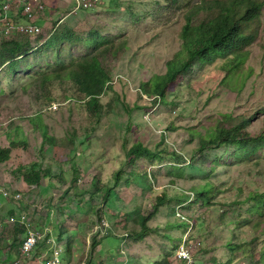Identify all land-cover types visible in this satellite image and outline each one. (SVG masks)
Returning <instances> with one entry per match:
<instances>
[{"label":"rangeland","instance_id":"374dc122","mask_svg":"<svg viewBox=\"0 0 264 264\" xmlns=\"http://www.w3.org/2000/svg\"><path fill=\"white\" fill-rule=\"evenodd\" d=\"M45 1L37 20L42 31L32 40L36 51L23 57L16 70L0 59V147H10L13 138L22 142L12 160L0 165V219L27 213L30 227L50 228L56 250L49 252H58L62 264H155L167 257L181 264L177 251L185 241L194 264H227L232 240L245 244L255 237V256L239 252L234 264L260 263L263 227L254 233L234 230V223L258 218L247 198L264 192V149L246 161L234 156L235 147L203 156L196 151L199 132L230 128L244 118L253 119L252 135L264 133V9L255 23L250 56L238 73L227 77L225 58L211 64L198 59L165 99L155 100L143 85L166 73L168 61L182 48L188 7L170 0H103L97 9L81 10L71 0ZM207 1L192 0L202 7L195 22L218 13L206 8ZM96 34L117 40L126 34L130 41L119 59L103 57L115 91L102 98V115L91 113L71 81H55L51 90L42 84L43 75L58 68L60 50L63 62L80 58L95 48L89 40ZM70 35L75 41H69ZM9 40L0 35V52ZM48 40L59 43L40 46ZM55 104L59 110L51 111ZM47 121L54 141H45ZM139 142L164 151L166 158L155 164L147 157L130 162L128 150ZM174 152L181 163L172 159ZM35 164L48 173L40 186L29 185L23 175ZM121 169L120 184L105 200ZM208 186L210 204L195 196ZM6 189L22 199L4 198L1 190ZM161 195L167 202L149 223L152 234L136 242L138 217L147 215ZM183 216L189 222H181ZM100 225H108L103 230L110 228V234L97 233ZM19 230L4 228L0 264H38L48 251L50 244L43 242L23 256L25 235Z\"/></svg>","mask_w":264,"mask_h":264},{"label":"trees","instance_id":"16d2710c","mask_svg":"<svg viewBox=\"0 0 264 264\" xmlns=\"http://www.w3.org/2000/svg\"><path fill=\"white\" fill-rule=\"evenodd\" d=\"M170 2L188 7L186 11L187 21L182 31L183 46L176 53L175 57L168 61L166 73L155 75L152 80L143 85V92L147 96L155 98V100L160 98L165 99L170 87L179 81L183 73L192 69L198 59H201L205 64H211L216 62L220 57L225 58L224 65L228 69L227 77L230 78L233 73H238V69L243 67L250 56L249 46L253 44L257 37L255 23L260 20L264 9V0H210L207 1L209 5H205L206 8L217 9L218 13L195 22V18L202 8L201 5L193 6L192 0H170ZM74 4L76 6L75 2ZM18 36L25 37L27 40L22 42L17 39ZM18 36H14L6 42L3 47L4 51L0 52L2 65L8 64L9 68L15 69L23 57L36 51L29 37L24 35ZM92 38L89 41L91 42V47L93 42L96 43L95 48L80 58L73 56L71 61L64 60L65 62H63L61 60L63 52L60 50L58 68L53 72L45 73L42 78V84L43 87L51 90L52 83L55 81L61 83L66 80L71 81L77 88V91L87 100L91 113L94 112L102 115L105 108L102 98L109 92L115 91L112 72L104 63L103 57L110 54L115 59H119L122 53L129 48L130 41L126 34H122L118 40L112 37L101 36L100 34H96ZM71 40L75 41L72 35L69 36V41ZM46 43H52L54 46V44H58L59 42L48 40L40 46L43 47ZM39 48L37 47V49ZM15 74H17L16 71ZM50 99L56 101L52 96H50ZM55 109L59 110V105L57 108L52 107L51 111ZM31 120L33 123L35 119L31 118ZM252 121L253 119L251 118H244L241 122L230 128L219 126L209 130L205 135L199 132V147L196 153L203 156L208 150L235 147L234 156H237L241 161H246L257 155L259 151L264 149V133L252 135L248 131V127L251 126ZM49 126L50 124L47 126L45 132V141H54L55 138L51 136L53 133L51 131L50 134ZM193 134H195V131ZM21 144L22 142L13 138L10 147H0V165L11 161L13 149H18ZM127 157L132 163H135L139 158L147 157L154 164L155 161L166 158L164 151H155L142 142L136 143L129 149ZM171 157L176 164L181 163L183 160L176 152L172 153ZM177 169L179 172L181 171L179 168ZM123 171L122 169L118 171L115 177V185L108 187L104 196L105 200L111 197L113 188L120 184ZM23 175L29 185L40 186L48 173L44 171L41 164H35L31 172L26 170ZM210 190L211 188L208 186L204 190H198L195 196L197 199L210 204L213 198L210 196ZM166 202V196L161 195L147 215H140L138 217L141 230L135 234L134 238L136 242H143L152 234L153 228L149 223L159 214L160 209L166 205ZM247 202L252 204L250 211L255 213L258 218L243 219L241 217L239 221L234 223V230L249 228L252 232L258 233L260 227H263L262 231L264 232V192L251 193L247 198ZM182 219L185 221L181 220V222H189L190 220L185 216ZM16 226L25 235L27 228L19 224ZM100 226L102 228H99L97 233L110 234V228L103 230V227L108 225ZM52 237V231L48 232L47 236L40 241V244L43 242L48 244L47 240ZM59 237L61 238V236ZM23 239L20 242L21 245ZM258 240L259 237H255L251 243L245 244H237L234 242L235 240H232L227 248L230 251V258L227 264H234L237 254L242 251L244 253L249 252L250 256L254 257L255 254L252 252L251 245ZM97 245H99V242L95 241L94 248ZM51 253L46 257V261L49 260ZM155 264L172 263L170 258L167 257L161 261H157ZM252 264H264V251L260 263L256 262Z\"/></svg>","mask_w":264,"mask_h":264},{"label":"built area","instance_id":"2783aa9c","mask_svg":"<svg viewBox=\"0 0 264 264\" xmlns=\"http://www.w3.org/2000/svg\"><path fill=\"white\" fill-rule=\"evenodd\" d=\"M76 7L83 10H93L99 7L103 0H71ZM45 0H0V35L7 39H11L14 36L24 35L33 40L38 36L42 29L37 20L45 10ZM75 5V4H74ZM58 107L57 105H55ZM1 194L4 198L22 199V194H14L9 190H1ZM1 213V208H0ZM182 218V217H181ZM30 218L29 214L23 213L19 216H11L8 220L3 221L0 219V238L4 228L9 226L21 225L27 228L23 243L20 247L23 256H30L38 248L40 241L44 239L48 232H51L50 228H46L45 232H41L33 227L29 226ZM48 243L50 247L47 249L45 256L38 264H62L60 254L55 252L52 254L48 261L46 257L49 255L50 250H56L55 240L49 238ZM187 241L183 242L180 249L177 252V259L181 264H194V258L188 249ZM44 259V261H43Z\"/></svg>","mask_w":264,"mask_h":264},{"label":"crops","instance_id":"0c3cea01","mask_svg":"<svg viewBox=\"0 0 264 264\" xmlns=\"http://www.w3.org/2000/svg\"><path fill=\"white\" fill-rule=\"evenodd\" d=\"M48 122V124H50V127L52 126V124L49 122V121H47ZM51 130H52V128H51Z\"/></svg>","mask_w":264,"mask_h":264},{"label":"clouds","instance_id":"9594fccd","mask_svg":"<svg viewBox=\"0 0 264 264\" xmlns=\"http://www.w3.org/2000/svg\"><path fill=\"white\" fill-rule=\"evenodd\" d=\"M47 1H45V3H46ZM47 4V3H46ZM83 10V9H82ZM57 105V104H56ZM58 106V105H57Z\"/></svg>","mask_w":264,"mask_h":264}]
</instances>
